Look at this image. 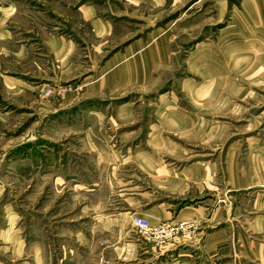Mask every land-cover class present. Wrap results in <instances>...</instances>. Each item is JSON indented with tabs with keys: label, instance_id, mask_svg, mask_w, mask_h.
Masks as SVG:
<instances>
[{
	"label": "rangeland",
	"instance_id": "374dc122",
	"mask_svg": "<svg viewBox=\"0 0 264 264\" xmlns=\"http://www.w3.org/2000/svg\"><path fill=\"white\" fill-rule=\"evenodd\" d=\"M263 150L264 0H0V264H161L133 217L200 200L183 251L208 264L225 226L219 264H264V186L234 165Z\"/></svg>",
	"mask_w": 264,
	"mask_h": 264
},
{
	"label": "crops",
	"instance_id": "0c3cea01",
	"mask_svg": "<svg viewBox=\"0 0 264 264\" xmlns=\"http://www.w3.org/2000/svg\"><path fill=\"white\" fill-rule=\"evenodd\" d=\"M65 46L68 47L66 48ZM70 47L71 46L69 43H65L64 48L61 49L62 51L60 52H67V50H69L68 48ZM157 48L159 50L164 49L162 41L158 43ZM251 61H253V58H251ZM254 67L255 66H253L251 70H253ZM133 78L138 79L140 77L138 76L137 78V76H134ZM256 155L257 158H260V160H257L256 164L251 162L250 166L246 169H242V165L235 158L234 165L237 173L236 175H238L237 177H235V186L236 188H238V191L246 188H252L256 185L264 186V160H262L264 159V150L260 151ZM154 167L155 165L150 166L149 170L154 169ZM158 169L160 170L159 173H162L161 170L163 169V167H159ZM192 169H189L190 171H187L186 173L185 171H183V175L181 176V178L176 177L170 179L169 183L167 182V189H172L178 186L185 185L189 186V182L187 181V179L192 180L191 178L193 177L201 180L204 178L203 175L205 174H202V172L206 169L204 166H198L197 168H194L193 171ZM154 172H156L155 174L158 173V171L155 170ZM227 200L230 202L229 205L232 206V201L230 199ZM198 202L199 203L197 204L193 203L183 205L179 209H173L170 207V205H164L163 203H159L153 206L152 208L145 210L143 213L152 218V220H149L153 224H158L165 220H187L190 222L198 221L199 223H201L203 218H205L208 214L209 207L207 206V203L203 204L202 200ZM226 202L225 204H220L214 210V218L219 223H225L229 219L228 216H230L231 214H237V209L239 208V206L233 205V207H230ZM233 237L234 232L231 231V227L226 228L225 226L214 229L207 235L203 250H200L202 254L206 255L207 260H209L208 264H219L217 260L222 258V254L223 258H225L224 256H226V249L229 247L230 240H232ZM184 238L186 239V237H181L180 239L171 241L162 247H158L159 255L166 254L168 256V259L164 262L162 261L161 264H202L201 261L193 260V255L191 253H186L185 251H183L184 246L180 244L181 242H185ZM132 245L133 246L127 245V247L124 248L126 250H129V248H132L135 251L139 250L138 248L140 243L134 242L132 243ZM255 246H257V243L255 244ZM188 249L190 248H187V250ZM191 250H193L195 253L197 252L196 247H193ZM217 255L218 257H216ZM188 257H190V259ZM210 259H212V261Z\"/></svg>",
	"mask_w": 264,
	"mask_h": 264
},
{
	"label": "built area",
	"instance_id": "2783aa9c",
	"mask_svg": "<svg viewBox=\"0 0 264 264\" xmlns=\"http://www.w3.org/2000/svg\"><path fill=\"white\" fill-rule=\"evenodd\" d=\"M133 224L136 229L148 240L153 241L159 247L167 243L187 237L194 232V223L187 220H165L153 224L142 216H134Z\"/></svg>",
	"mask_w": 264,
	"mask_h": 264
}]
</instances>
